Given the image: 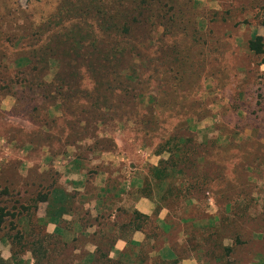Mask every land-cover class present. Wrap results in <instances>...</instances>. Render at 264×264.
<instances>
[{
    "label": "rangeland",
    "instance_id": "obj_1",
    "mask_svg": "<svg viewBox=\"0 0 264 264\" xmlns=\"http://www.w3.org/2000/svg\"><path fill=\"white\" fill-rule=\"evenodd\" d=\"M256 37L264 0H0V264H264Z\"/></svg>",
    "mask_w": 264,
    "mask_h": 264
},
{
    "label": "trees",
    "instance_id": "obj_2",
    "mask_svg": "<svg viewBox=\"0 0 264 264\" xmlns=\"http://www.w3.org/2000/svg\"><path fill=\"white\" fill-rule=\"evenodd\" d=\"M263 46H264V44L262 43V39L261 38H259V37H256V38H254V39H252L250 42H249V44H248V48H249V50L251 51V52H253V53H255V54H260V53H262L263 52ZM153 170H155V172H158L156 169H153ZM165 178H167L166 176H165ZM197 186V188L198 189H200V188H202V185H199V184H197L196 185ZM142 218H144L145 220H148V217H145V216H142ZM187 237L189 238V241H187L186 243H187V246H186V248H193V239H194V235L193 234H189V235H187ZM198 238H199V236H198ZM197 238V239H198ZM134 245V243H132V242H130V243H128V245ZM190 245H191V247H190ZM195 249V248H194ZM162 248H160V249H158L157 251H156V253L157 254H161V252H162ZM169 251V254H170V257H167V256H165V257H163V256H160L159 257V255H158V259H159V262L160 263H163V264H181L180 262L182 261L181 259H179L178 258V256L176 255V253H175V251L173 250V249H169L168 250ZM150 255V254H149ZM118 260L117 261H115V262H113V261H110L109 259L108 260H106L105 261V263L106 264H134V261L135 260H137L138 261V258H136V259H134V260H132V257L131 256H127V252L126 251H123V252H121V253H118ZM122 258H128L127 260H126V262H123V260H121ZM140 262H143V261H141V260H139ZM139 262V263H140ZM0 263H3L2 261H1V259H0Z\"/></svg>",
    "mask_w": 264,
    "mask_h": 264
},
{
    "label": "crops",
    "instance_id": "obj_3",
    "mask_svg": "<svg viewBox=\"0 0 264 264\" xmlns=\"http://www.w3.org/2000/svg\"><path fill=\"white\" fill-rule=\"evenodd\" d=\"M132 206H133L134 211H136L137 213H139L140 215H143L145 217H149L150 218V216L153 213V205L147 199H140L136 203H134ZM55 224L52 226V228H50V230H51L50 232L51 233H54L56 231V225ZM58 231L59 230H57V232ZM59 233H60V231H59ZM143 239H144V236L140 232H137L136 235L132 238L133 241H137V242H140ZM0 241H2V240L0 239ZM126 246H127V242L126 241H124L122 239H118L116 241V243H115V245L113 247L112 253L110 255L113 257V255L123 252L124 249L126 248ZM4 256L6 258H4ZM1 257L3 259H7V258L11 257V255H10V246L7 245V243L3 242V241L0 244V258ZM188 264H190V263H188ZM191 264H193V263H191Z\"/></svg>",
    "mask_w": 264,
    "mask_h": 264
}]
</instances>
